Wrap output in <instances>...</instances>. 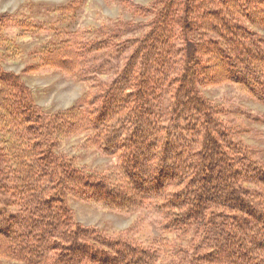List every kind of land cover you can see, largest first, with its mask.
<instances>
[{
	"label": "trees",
	"instance_id": "trees-1",
	"mask_svg": "<svg viewBox=\"0 0 264 264\" xmlns=\"http://www.w3.org/2000/svg\"><path fill=\"white\" fill-rule=\"evenodd\" d=\"M77 7L71 0L55 11L68 19ZM127 9L141 26L114 20L67 32L0 16L1 35L51 32L23 74L56 70L87 88L68 109L47 113L0 65V260L264 264V165L201 92L232 85L264 105V0H152ZM0 45L18 53L13 40L0 36ZM80 135L116 160L109 172L55 154ZM68 196L109 211L150 210L158 236L138 239L139 223L119 234L75 224Z\"/></svg>",
	"mask_w": 264,
	"mask_h": 264
},
{
	"label": "rangeland",
	"instance_id": "rangeland-1",
	"mask_svg": "<svg viewBox=\"0 0 264 264\" xmlns=\"http://www.w3.org/2000/svg\"><path fill=\"white\" fill-rule=\"evenodd\" d=\"M71 0H0V16L14 14L16 17L41 25L46 30L67 32L88 31L100 28L114 20L142 25L140 17L132 16L127 4L147 6L152 0H77L78 7L67 19L55 10ZM122 1L127 3L121 4ZM264 38V30H258ZM140 34V33H139ZM137 34V35H139ZM132 35V33L127 36ZM136 35V36H137ZM3 39H10L18 53H8L0 45V65L6 72L21 77L30 89L34 103L47 113L71 107L86 91V85L61 72L46 68L23 74L27 66L37 64L35 57L40 45L51 38V32L39 36L18 38L16 30L7 29ZM86 38L87 35H85ZM11 47H13L11 45ZM206 98L224 108V121L235 134L236 140L254 151V158L264 165V105L244 95L232 85H223L201 90ZM86 136L80 135L63 141L55 154L75 166L86 167L96 172H109L115 165L114 158H107L85 146ZM7 199L0 192V210L6 207ZM67 207L75 224L95 228L106 234L125 232L133 223H139L137 238L145 241L158 236V216L148 211L121 213L109 211L102 206L86 203L71 196L66 198ZM0 264H18L0 260Z\"/></svg>",
	"mask_w": 264,
	"mask_h": 264
}]
</instances>
